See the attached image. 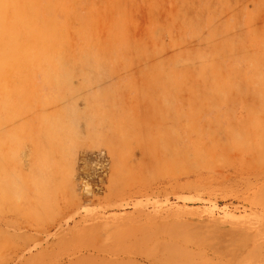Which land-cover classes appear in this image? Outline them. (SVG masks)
<instances>
[{
	"label": "rangeland",
	"instance_id": "obj_1",
	"mask_svg": "<svg viewBox=\"0 0 264 264\" xmlns=\"http://www.w3.org/2000/svg\"><path fill=\"white\" fill-rule=\"evenodd\" d=\"M3 10L0 264H264V0Z\"/></svg>",
	"mask_w": 264,
	"mask_h": 264
},
{
	"label": "bare ground",
	"instance_id": "obj_2",
	"mask_svg": "<svg viewBox=\"0 0 264 264\" xmlns=\"http://www.w3.org/2000/svg\"><path fill=\"white\" fill-rule=\"evenodd\" d=\"M7 2H11V0H5V2L3 4L0 2V28L3 25V20H1V19H3L4 15L6 14V12L3 9L6 8ZM17 15L19 16V14H17ZM16 58H17V55L13 52L8 56V60L10 61V63H12V60H15Z\"/></svg>",
	"mask_w": 264,
	"mask_h": 264
}]
</instances>
